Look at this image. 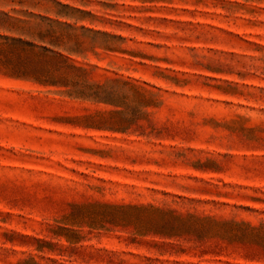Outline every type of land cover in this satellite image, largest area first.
<instances>
[{"label":"rangeland","instance_id":"374dc122","mask_svg":"<svg viewBox=\"0 0 264 264\" xmlns=\"http://www.w3.org/2000/svg\"><path fill=\"white\" fill-rule=\"evenodd\" d=\"M0 264H264V0H0Z\"/></svg>","mask_w":264,"mask_h":264},{"label":"trees","instance_id":"16d2710c","mask_svg":"<svg viewBox=\"0 0 264 264\" xmlns=\"http://www.w3.org/2000/svg\"><path fill=\"white\" fill-rule=\"evenodd\" d=\"M101 90H102L101 87L95 86L94 92L92 90H89V92L77 90V92H75L76 93L75 95H77L79 97L91 98L94 100L105 102V101H107L105 98L108 97V95L104 97L103 96L104 93Z\"/></svg>","mask_w":264,"mask_h":264}]
</instances>
